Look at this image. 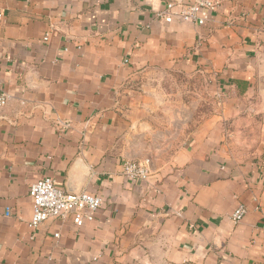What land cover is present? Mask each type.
Here are the masks:
<instances>
[{"label": "crops", "instance_id": "crops-1", "mask_svg": "<svg viewBox=\"0 0 264 264\" xmlns=\"http://www.w3.org/2000/svg\"><path fill=\"white\" fill-rule=\"evenodd\" d=\"M168 1L0 0V264H264V162L226 163L205 127L148 159V180L122 173L156 116L130 87L137 74H208L230 109L264 74V0H228L204 25L159 18ZM45 176L100 194L94 220H47L32 236L29 191Z\"/></svg>", "mask_w": 264, "mask_h": 264}, {"label": "rangeland", "instance_id": "rangeland-1", "mask_svg": "<svg viewBox=\"0 0 264 264\" xmlns=\"http://www.w3.org/2000/svg\"><path fill=\"white\" fill-rule=\"evenodd\" d=\"M161 67L156 73L143 72L131 79L130 87L148 96L146 108L156 116L154 127L149 122L140 125L142 131L128 143L131 156L125 160L147 158L157 165L168 160L174 149L196 141L197 132L208 128L217 137L226 163L241 167L263 164L264 91L259 89V81L245 92L244 104L230 109L208 74ZM157 129L160 131L154 133Z\"/></svg>", "mask_w": 264, "mask_h": 264}, {"label": "built area", "instance_id": "built-area-1", "mask_svg": "<svg viewBox=\"0 0 264 264\" xmlns=\"http://www.w3.org/2000/svg\"><path fill=\"white\" fill-rule=\"evenodd\" d=\"M228 0H169L165 6L157 12L159 18L166 22L175 19L190 21L204 25L210 13L220 8ZM2 15L0 14V18ZM48 35L46 36L47 39ZM9 99L8 93L0 92V107L4 106ZM62 130L69 128L67 121L58 119ZM122 173L132 180L146 181L152 170L150 161L124 160L122 162ZM30 197L32 199V216L28 227L32 236L41 224L51 219H63L72 216L76 226L80 227L95 218V212L103 205V197L87 189L79 192H70L60 185L53 176H45L31 184ZM247 208L241 203L232 214V219L239 222L246 214ZM58 237L59 234L55 233Z\"/></svg>", "mask_w": 264, "mask_h": 264}, {"label": "water", "instance_id": "water-1", "mask_svg": "<svg viewBox=\"0 0 264 264\" xmlns=\"http://www.w3.org/2000/svg\"><path fill=\"white\" fill-rule=\"evenodd\" d=\"M259 89L264 91V74H262L259 78ZM264 94V92H262ZM70 192H79L81 190H69Z\"/></svg>", "mask_w": 264, "mask_h": 264}, {"label": "trees", "instance_id": "trees-1", "mask_svg": "<svg viewBox=\"0 0 264 264\" xmlns=\"http://www.w3.org/2000/svg\"><path fill=\"white\" fill-rule=\"evenodd\" d=\"M245 87H246V85L244 87H242V89L244 90Z\"/></svg>", "mask_w": 264, "mask_h": 264}]
</instances>
